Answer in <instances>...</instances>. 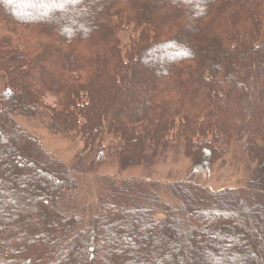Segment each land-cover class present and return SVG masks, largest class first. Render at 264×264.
Instances as JSON below:
<instances>
[{"label":"trees","instance_id":"16d2710c","mask_svg":"<svg viewBox=\"0 0 264 264\" xmlns=\"http://www.w3.org/2000/svg\"><path fill=\"white\" fill-rule=\"evenodd\" d=\"M0 74V264H264V0H0ZM16 116L81 138L91 168L177 151L191 171L174 203L112 182L84 228L80 169ZM231 154L246 189L202 187Z\"/></svg>","mask_w":264,"mask_h":264},{"label":"rangeland","instance_id":"374dc122","mask_svg":"<svg viewBox=\"0 0 264 264\" xmlns=\"http://www.w3.org/2000/svg\"><path fill=\"white\" fill-rule=\"evenodd\" d=\"M132 29L128 32L121 33L123 54L126 53L129 36ZM5 87V79L0 74V92ZM45 106H53L56 100L52 96L45 98ZM40 111L44 107H41ZM17 123L27 130L31 136L35 137L40 146L51 156L64 162L67 166L74 170L80 169L81 173L76 174L77 180V202L80 204V210L84 211V228L88 226L90 215L99 204L111 193V186L116 184L123 189L124 193L127 189L122 186L126 180L132 184H152V182L161 185L160 194L166 203H174L175 198L166 188V184L184 180L191 171V161L183 156L182 152L170 151L160 158L154 165H142L127 170L120 169L117 155H107L102 153L96 160V168L92 167L89 157L81 156L80 152L84 149V143L81 138L73 136V134H54L45 126V122L41 117H23L16 116ZM5 125V124H3ZM101 156V157H100ZM94 156H90L93 158ZM82 162V165H81ZM248 172L245 171V165L233 154L225 160L217 163L209 174L200 175L199 184L202 187L209 188L214 191L229 189L231 191H242L246 187L248 181ZM113 182V184H112ZM27 187H31V182H25ZM246 189V188H245ZM123 193V194H124ZM248 193V192H245ZM122 194V195H123ZM252 200L256 203L264 205V195L254 193ZM245 197V196H244ZM251 198V197H250ZM255 203V204H256ZM30 205V204H29ZM264 207V206H263ZM198 248L194 245L193 252ZM192 250V249H191ZM141 255V254H139ZM214 257L218 255L213 254ZM194 259L191 257V260Z\"/></svg>","mask_w":264,"mask_h":264}]
</instances>
